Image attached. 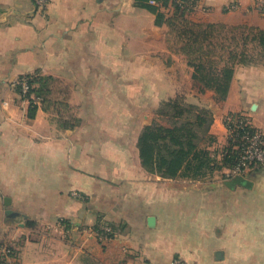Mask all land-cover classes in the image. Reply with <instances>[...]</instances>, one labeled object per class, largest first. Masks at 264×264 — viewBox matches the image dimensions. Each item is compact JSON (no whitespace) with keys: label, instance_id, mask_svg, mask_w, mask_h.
<instances>
[{"label":"crops","instance_id":"0c3cea01","mask_svg":"<svg viewBox=\"0 0 264 264\" xmlns=\"http://www.w3.org/2000/svg\"><path fill=\"white\" fill-rule=\"evenodd\" d=\"M262 7L201 0L190 17L264 29ZM174 29L137 0H0V248L15 251L10 264H264V165L243 175L250 186L230 188L221 162L227 122L246 116L264 133V61L238 66L218 100ZM25 76L43 78L45 94L19 93ZM179 95L213 117L203 144L212 162L201 177L165 179L143 167L138 139Z\"/></svg>","mask_w":264,"mask_h":264},{"label":"trees","instance_id":"16d2710c","mask_svg":"<svg viewBox=\"0 0 264 264\" xmlns=\"http://www.w3.org/2000/svg\"><path fill=\"white\" fill-rule=\"evenodd\" d=\"M137 1L140 6L156 13L158 25L168 24L175 28L180 39V51L188 57L189 64L194 67V79L203 87L213 90L218 100H226L238 66L264 61V29L219 23L201 25L193 22H188L190 27L180 28V14L183 15L186 9L174 1ZM151 1H155L157 5L150 4ZM156 6L164 9L172 7L174 15L167 19L166 14L158 11ZM22 79L30 86L28 94L24 97H41L45 94L46 81L43 78L25 76ZM37 83L39 87H36ZM17 90L23 94L20 85H17ZM30 100L33 113L36 106L33 99ZM157 115L161 121L156 119L146 126L138 139L143 167L165 179H176L183 175L201 177L203 174L200 170L212 162L208 151L203 147L205 142L211 140L210 127L213 117L209 110L190 104L180 96L164 102ZM229 125L227 122V126ZM250 129L256 130L254 127ZM235 146L236 142L229 137V145L221 160L222 167L232 170L237 165L240 151ZM99 227L98 225L95 230L102 232ZM107 236L113 237V234ZM11 249L13 255L15 251Z\"/></svg>","mask_w":264,"mask_h":264},{"label":"built area","instance_id":"2783aa9c","mask_svg":"<svg viewBox=\"0 0 264 264\" xmlns=\"http://www.w3.org/2000/svg\"><path fill=\"white\" fill-rule=\"evenodd\" d=\"M178 6L185 8L187 11L196 10L200 5L201 0H172ZM39 8L45 9L50 0H35ZM170 8V7H169ZM17 85L22 87V92L27 95L30 86L25 79H20ZM227 126L229 137L236 142L235 148L240 151V156L237 165L230 170V178L237 175H244L248 170L258 168L264 165V133L260 130L252 131L251 122L246 116H240L236 120L228 122ZM113 234V230L109 227L102 228L100 237H108ZM12 251L8 246L0 248V264H10ZM173 264H186L181 258H175Z\"/></svg>","mask_w":264,"mask_h":264},{"label":"rangeland","instance_id":"374dc122","mask_svg":"<svg viewBox=\"0 0 264 264\" xmlns=\"http://www.w3.org/2000/svg\"><path fill=\"white\" fill-rule=\"evenodd\" d=\"M192 14H195V10H190V11H187L186 10V12L183 14V15H181L180 14V20L178 21L179 22V26H180V28L181 27H183V28H187V27H190L191 25L188 23V22H193V23H196V24H201V25H207V24H212V23H219V24H223V25H228V26H246V25H241V24H238L237 23V20H235V18L234 19H230V21L228 22V23H225V22H208V21H204V18H201L200 20H199V18H194L193 17V19L190 17V15H192ZM260 14L264 17V7H262L261 8V10H260ZM255 27V26H254ZM198 30V29H197ZM224 34H225V32H224ZM225 36V35H224ZM223 36V37H224ZM177 39V40H179L180 41V39H178L177 38V36H173V40L174 39ZM180 44V43H179ZM182 45V44H181ZM202 86V85H201ZM202 88H204L203 86H202ZM182 97H184V99L186 100V96H182ZM176 98H180V95L179 96H176L174 99H176ZM171 100V99H170ZM187 102V101H186ZM156 119H158V118H160L157 114H156ZM240 117V116H239ZM248 118V117H247ZM159 121H161V119H158ZM250 121V120H249ZM162 123L163 124H167V122L166 121H162ZM108 226H106V228H107ZM101 228H104V227H101ZM97 233H100V232H97ZM10 248V247H9ZM86 264H96V262L95 261H93V260H89Z\"/></svg>","mask_w":264,"mask_h":264},{"label":"water","instance_id":"95a60500","mask_svg":"<svg viewBox=\"0 0 264 264\" xmlns=\"http://www.w3.org/2000/svg\"><path fill=\"white\" fill-rule=\"evenodd\" d=\"M225 184L230 188H234L235 186H238V185L239 186H250V183L242 175H237L233 177L232 179L226 181Z\"/></svg>","mask_w":264,"mask_h":264}]
</instances>
